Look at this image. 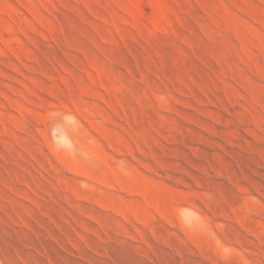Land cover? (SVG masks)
I'll return each mask as SVG.
<instances>
[{"label": "rangeland", "instance_id": "374dc122", "mask_svg": "<svg viewBox=\"0 0 264 264\" xmlns=\"http://www.w3.org/2000/svg\"><path fill=\"white\" fill-rule=\"evenodd\" d=\"M0 264H264V0H0Z\"/></svg>", "mask_w": 264, "mask_h": 264}]
</instances>
